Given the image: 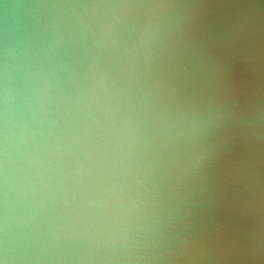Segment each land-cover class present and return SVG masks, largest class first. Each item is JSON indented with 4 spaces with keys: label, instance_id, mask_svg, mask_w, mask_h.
Segmentation results:
<instances>
[{
    "label": "water",
    "instance_id": "1",
    "mask_svg": "<svg viewBox=\"0 0 264 264\" xmlns=\"http://www.w3.org/2000/svg\"><path fill=\"white\" fill-rule=\"evenodd\" d=\"M0 264H264V0H0Z\"/></svg>",
    "mask_w": 264,
    "mask_h": 264
}]
</instances>
